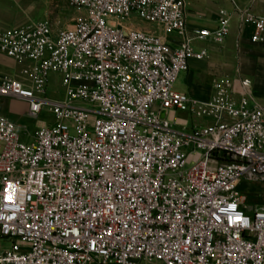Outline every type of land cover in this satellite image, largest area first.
Wrapping results in <instances>:
<instances>
[{
  "label": "built area",
  "instance_id": "1",
  "mask_svg": "<svg viewBox=\"0 0 264 264\" xmlns=\"http://www.w3.org/2000/svg\"><path fill=\"white\" fill-rule=\"evenodd\" d=\"M188 1L68 0L72 29L0 35V98L56 121L26 144L0 116V264H264V205L240 193L264 183V104L249 80L215 81L207 101L175 89L208 58L194 43L223 45L233 16L263 43L264 19L227 0L233 15L189 33ZM134 15L153 28L125 25ZM52 74L64 100L45 98Z\"/></svg>",
  "mask_w": 264,
  "mask_h": 264
},
{
  "label": "crops",
  "instance_id": "2",
  "mask_svg": "<svg viewBox=\"0 0 264 264\" xmlns=\"http://www.w3.org/2000/svg\"><path fill=\"white\" fill-rule=\"evenodd\" d=\"M236 2L245 12L264 19V0ZM68 4V0H0V35L11 29L46 21L53 25L55 31L66 30L65 21L68 15L65 14V6L68 7ZM222 10L232 15L234 12L227 0H189V33L201 29H215L219 22L218 14ZM255 34L256 30L251 25L241 29L239 19L233 16L230 35L223 45L210 41L196 42L200 43L197 46L194 43L197 51L205 50L208 53V58L203 62L190 63L188 76L191 96L201 101L211 99L215 81H224L239 93L242 91L241 81L249 80L252 83L250 92L255 103L264 104V42L253 44L252 38ZM262 36L264 37V33Z\"/></svg>",
  "mask_w": 264,
  "mask_h": 264
},
{
  "label": "rangeland",
  "instance_id": "3",
  "mask_svg": "<svg viewBox=\"0 0 264 264\" xmlns=\"http://www.w3.org/2000/svg\"><path fill=\"white\" fill-rule=\"evenodd\" d=\"M65 14H67V20L65 21L66 29H72L74 26L75 20L80 16V12L68 4V7L65 6ZM39 21L41 20V15L38 16ZM38 21V22H39ZM127 26L140 28L142 30L152 29L153 26L145 23L140 20L137 15L132 16L130 21L124 23ZM200 43H196V46ZM19 68L3 69V71L9 73L10 75L16 76L19 74ZM19 76V75H18ZM60 76L52 74L49 77L48 86L46 88L45 98L51 101L64 100L65 91L62 88ZM190 82L188 73H181L178 81L175 85V89L181 93H185L188 96L190 94ZM192 97V96H191ZM0 116L7 118L14 122L18 127V132L21 136L22 142L28 144L34 140V136L45 123L49 128H52L56 125V121L53 115L48 112V109H45L37 119H34L28 115V106L22 102H18L12 99L0 98ZM176 118H182L189 120L190 128L196 124H203L204 122L195 120L189 117L186 114L178 113ZM181 130V129H179ZM240 193L246 197V205L250 209H256L264 205V183H254L248 184L243 183L240 188ZM10 243H4V247L9 248ZM159 264V263H154Z\"/></svg>",
  "mask_w": 264,
  "mask_h": 264
},
{
  "label": "snow or ice",
  "instance_id": "4",
  "mask_svg": "<svg viewBox=\"0 0 264 264\" xmlns=\"http://www.w3.org/2000/svg\"><path fill=\"white\" fill-rule=\"evenodd\" d=\"M4 192H5L4 199L7 200L9 203L13 202V195H14L13 185L9 184L8 187L4 190ZM232 208L235 209V205H232ZM239 219L240 218L238 217L237 220Z\"/></svg>",
  "mask_w": 264,
  "mask_h": 264
}]
</instances>
